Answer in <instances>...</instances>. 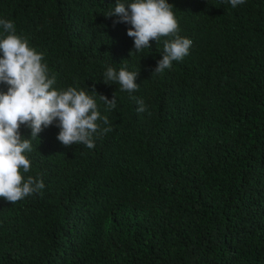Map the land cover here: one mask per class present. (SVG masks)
Wrapping results in <instances>:
<instances>
[{
	"label": "trees",
	"instance_id": "obj_1",
	"mask_svg": "<svg viewBox=\"0 0 264 264\" xmlns=\"http://www.w3.org/2000/svg\"><path fill=\"white\" fill-rule=\"evenodd\" d=\"M115 3L0 0L53 87L84 90L112 129L89 149L21 126L33 149L21 172L45 187L0 197V264H264V0H168L192 46L162 74L173 37L129 55L130 25L105 17ZM108 66L138 72L139 90L104 83Z\"/></svg>",
	"mask_w": 264,
	"mask_h": 264
},
{
	"label": "clouds",
	"instance_id": "obj_2",
	"mask_svg": "<svg viewBox=\"0 0 264 264\" xmlns=\"http://www.w3.org/2000/svg\"><path fill=\"white\" fill-rule=\"evenodd\" d=\"M246 0H228L231 7L243 5ZM168 0H132L123 3L116 0L115 7L105 16L117 17L114 24L130 25L127 35L133 38L134 49L140 53L152 47L150 41L159 42L161 37H173L164 41L162 59L157 61L152 73L162 74L171 69L174 61H182L189 54L192 40L178 35L179 24ZM7 35L0 39V84L7 91H0V197L11 204L40 193L45 187L43 181L23 173L29 172L31 162L24 154L31 152V139L23 138L21 126L31 130L30 138L49 126L59 128L56 139L65 147L83 144L95 148V139L110 132L107 116H101L95 99L84 90L69 87L57 90L55 76L49 77L43 53L29 46L28 39L16 34L10 20H0ZM138 72L126 68L117 71L108 66L104 73V83H118L121 91L129 94L139 90L136 83ZM95 91V89H94ZM106 105V111L115 109L116 97L111 99L99 95ZM139 105L138 113L147 111L142 99L131 96Z\"/></svg>",
	"mask_w": 264,
	"mask_h": 264
}]
</instances>
